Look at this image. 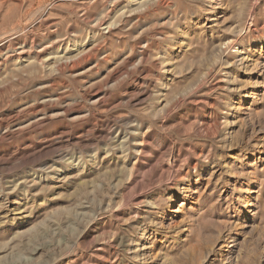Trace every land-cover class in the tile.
I'll list each match as a JSON object with an SVG mask.
<instances>
[{
    "label": "rangeland",
    "instance_id": "1",
    "mask_svg": "<svg viewBox=\"0 0 264 264\" xmlns=\"http://www.w3.org/2000/svg\"><path fill=\"white\" fill-rule=\"evenodd\" d=\"M0 264H264V0H0Z\"/></svg>",
    "mask_w": 264,
    "mask_h": 264
},
{
    "label": "bare ground",
    "instance_id": "2",
    "mask_svg": "<svg viewBox=\"0 0 264 264\" xmlns=\"http://www.w3.org/2000/svg\"><path fill=\"white\" fill-rule=\"evenodd\" d=\"M241 52V51H240ZM186 190V189H185ZM190 190H191V188L190 189H188V191L190 192Z\"/></svg>",
    "mask_w": 264,
    "mask_h": 264
}]
</instances>
